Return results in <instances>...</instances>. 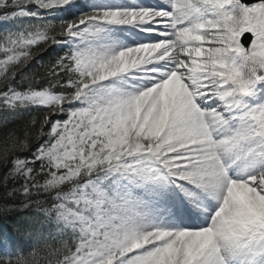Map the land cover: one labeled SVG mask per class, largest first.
Returning a JSON list of instances; mask_svg holds the SVG:
<instances>
[{"label": "snow or ice", "instance_id": "1", "mask_svg": "<svg viewBox=\"0 0 264 264\" xmlns=\"http://www.w3.org/2000/svg\"><path fill=\"white\" fill-rule=\"evenodd\" d=\"M0 20V264H264V0Z\"/></svg>", "mask_w": 264, "mask_h": 264}, {"label": "trees", "instance_id": "2", "mask_svg": "<svg viewBox=\"0 0 264 264\" xmlns=\"http://www.w3.org/2000/svg\"><path fill=\"white\" fill-rule=\"evenodd\" d=\"M14 25L11 23V22H5V21H2L0 20V33L10 29V28H13ZM4 115L3 111L0 110V117H2Z\"/></svg>", "mask_w": 264, "mask_h": 264}, {"label": "rangeland", "instance_id": "3", "mask_svg": "<svg viewBox=\"0 0 264 264\" xmlns=\"http://www.w3.org/2000/svg\"><path fill=\"white\" fill-rule=\"evenodd\" d=\"M149 2H151V0H149Z\"/></svg>", "mask_w": 264, "mask_h": 264}]
</instances>
